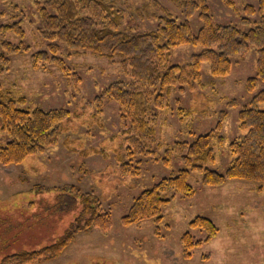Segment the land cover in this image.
I'll list each match as a JSON object with an SVG mask.
<instances>
[{"label": "rangeland", "instance_id": "rangeland-1", "mask_svg": "<svg viewBox=\"0 0 264 264\" xmlns=\"http://www.w3.org/2000/svg\"><path fill=\"white\" fill-rule=\"evenodd\" d=\"M236 1L240 8L246 3H260ZM119 5L125 10L122 29L129 33L155 29L158 21L151 14H162V7L183 19L181 5L175 0H119ZM209 5L216 22H241L243 11H234L222 0H209ZM6 22H20L24 35L21 39L13 32L0 34L1 51L5 50L4 40L22 46L9 53L11 63L0 73V85L17 97L26 96L25 108H68L70 112L57 141L19 163L0 161V228L4 224L8 228L11 220L15 225L9 230L15 236L10 252L36 249L41 242L53 241L80 208L79 200L69 193H92L99 199L102 212L110 214L109 229L94 227L79 232L56 258L28 264H264V182L233 178L220 185H206L202 172L193 171L177 152L167 153L177 141H193L219 124L218 136L224 140L215 139V159L205 166L221 174L227 171L235 158L231 144L246 133L240 127L239 114L264 88V82L254 92L246 87L248 78L256 74V49L235 56L225 76H212L208 64H203L197 82L183 91L180 86L173 88L164 107L152 108L155 142L150 146L156 158L145 162V156L141 157V174L134 176L124 174L120 165L119 155L129 129L121 117V105L108 99L102 111L96 106V98L108 85L119 79L130 80L119 59L90 51L72 54L61 44L58 55L64 59V69L54 60L37 64L33 53L47 50L48 42L40 35L41 17L33 0H0V24ZM201 24L198 17L192 19L195 31ZM200 50L192 44L179 45L172 49L171 61H187ZM260 106L264 109V103ZM222 113H226L223 118ZM7 141V132L0 129V145ZM181 169L189 171V194L170 191L172 201L162 209L160 222L149 218L123 224L122 218L137 196ZM57 195L65 203H58L57 210L64 214L48 218L43 212L45 223L41 202H56ZM199 216L214 222L218 232L186 257L183 234L191 231L203 240L207 236L205 230L190 227Z\"/></svg>", "mask_w": 264, "mask_h": 264}, {"label": "trees", "instance_id": "trees-1", "mask_svg": "<svg viewBox=\"0 0 264 264\" xmlns=\"http://www.w3.org/2000/svg\"><path fill=\"white\" fill-rule=\"evenodd\" d=\"M175 1L181 5L183 19L174 16L167 7H162V14H151L158 21L155 29L129 33L122 29L125 10L119 5V0H33L41 17L40 35L48 42L47 50L33 53L35 63L54 60L64 69V59L58 55L61 44H64L72 54L90 51L119 59L121 67L130 73V80H116L96 98L97 104L94 101L98 112L102 111L108 99L116 100L121 105V117L129 128L125 132L123 153L119 155L124 174L137 176L141 174V157L145 156V162L156 158L155 150L150 146L151 142H155V130L150 121L155 117L152 108L164 107L173 88L180 86L179 89L183 91L186 86L197 82L203 64H208L212 76H225L232 69L233 58L244 55L253 47L257 53L256 74L248 78L246 87L249 92H254L259 83L264 82V0H260L258 6L246 3L243 8L237 5L236 0H222L234 11L244 12L239 24L216 22L209 0ZM194 17L202 21L197 31L192 25ZM10 32L22 39V24H0V34ZM182 44L199 46L201 50L193 53L187 61L172 62V49ZM2 47L5 50H0V73L10 66L9 53L22 48L19 43L10 40H4ZM261 103H264V88L256 92L239 114L240 127L246 133L233 140L231 149L235 158L224 174L205 166L215 159V139L224 140L223 136H218L221 130L219 124L207 133L196 136L193 141H177L168 148L167 153L177 152L193 171L202 172L206 185H220L233 178L264 182V109ZM25 104L26 96L17 97L10 89L0 85V129L8 135V141L0 145V161L4 164L19 163L28 155L38 153L57 141L61 125L70 113L68 108L31 109L25 108ZM225 114L222 113V118ZM134 161L138 163L135 167L132 166ZM188 174V170L181 169L145 189L123 216V224L130 225L149 218L160 222L162 209L172 201L168 196L170 191L189 194L191 186L187 182ZM69 196L79 200L78 212L62 234L55 235L51 242H41L36 249L10 252L15 236L9 230L15 225L13 220L8 228L4 224V228H0V264L50 260L59 256L75 240L77 233L94 227L109 229L110 214L102 212L100 201L94 194L69 193ZM56 197V202H41L40 213L45 223V217H62L64 214L63 210H57L59 206L56 207L64 202H60V195ZM27 221L29 223L28 218ZM190 227L205 230L207 236L203 240L191 231L185 232L181 242L186 257H191L195 247L218 232L214 222L200 216L190 223Z\"/></svg>", "mask_w": 264, "mask_h": 264}]
</instances>
